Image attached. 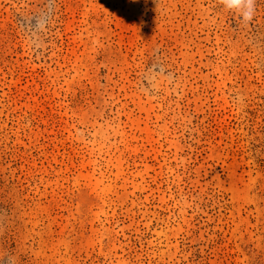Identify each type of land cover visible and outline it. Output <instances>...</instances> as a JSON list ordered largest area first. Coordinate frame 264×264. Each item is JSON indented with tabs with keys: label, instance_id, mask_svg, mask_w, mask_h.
Listing matches in <instances>:
<instances>
[{
	"label": "rangeland",
	"instance_id": "1",
	"mask_svg": "<svg viewBox=\"0 0 264 264\" xmlns=\"http://www.w3.org/2000/svg\"><path fill=\"white\" fill-rule=\"evenodd\" d=\"M0 264H264V0H0Z\"/></svg>",
	"mask_w": 264,
	"mask_h": 264
},
{
	"label": "clouds",
	"instance_id": "2",
	"mask_svg": "<svg viewBox=\"0 0 264 264\" xmlns=\"http://www.w3.org/2000/svg\"><path fill=\"white\" fill-rule=\"evenodd\" d=\"M226 8L237 11L244 21H250L254 14L255 0H222Z\"/></svg>",
	"mask_w": 264,
	"mask_h": 264
}]
</instances>
